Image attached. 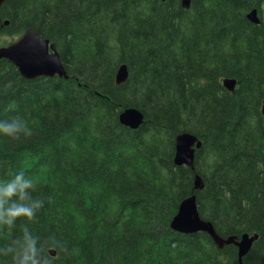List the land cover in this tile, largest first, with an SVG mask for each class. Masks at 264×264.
Wrapping results in <instances>:
<instances>
[{"label":"trees","instance_id":"1","mask_svg":"<svg viewBox=\"0 0 264 264\" xmlns=\"http://www.w3.org/2000/svg\"><path fill=\"white\" fill-rule=\"evenodd\" d=\"M254 9L258 26L247 20ZM30 28L55 46L68 79L26 80L0 60V119L19 116L32 129L0 137V179L16 171L34 179L45 205L30 226L68 249H45L54 264H264V0L0 8V48L10 45L2 37ZM123 64L129 80L117 86ZM224 79L237 82L235 92ZM130 108L144 114L138 130L119 122ZM182 133L202 142L193 170L174 163ZM193 194L221 237L259 236L242 263L232 245L171 229Z\"/></svg>","mask_w":264,"mask_h":264},{"label":"water","instance_id":"2","mask_svg":"<svg viewBox=\"0 0 264 264\" xmlns=\"http://www.w3.org/2000/svg\"><path fill=\"white\" fill-rule=\"evenodd\" d=\"M7 0H0V8ZM166 2L168 0H159ZM192 0H181L183 9L188 10L191 7ZM248 19L255 25L260 24L257 11L253 10L248 14ZM5 26L9 22H5ZM10 62L26 80H35L40 77L45 78H65L68 79L66 70L61 62L60 56L53 44L48 40L41 38L39 33L30 28L27 29L20 38L13 44L0 48V60ZM129 80V71L126 65H121L116 72L115 82L117 86L125 84ZM237 82L232 79H224V88L233 93ZM264 116V102L261 109ZM119 122L126 128L138 130L144 123V114L135 108L124 110ZM202 147V142L190 133H182L176 138L174 163L177 167H188L194 169L195 154ZM195 191L204 189V182L198 175L195 176ZM174 232L182 235H194L196 233H206L214 241L219 249L226 246H234L238 250V260L242 263L243 258L249 253L253 244L259 240V236L254 234H243L242 236H230L223 238L215 231L212 223L201 219L197 209V198L193 194L191 197L183 200L179 205L176 215L170 223ZM52 257L56 256L54 250H50Z\"/></svg>","mask_w":264,"mask_h":264},{"label":"clouds","instance_id":"3","mask_svg":"<svg viewBox=\"0 0 264 264\" xmlns=\"http://www.w3.org/2000/svg\"><path fill=\"white\" fill-rule=\"evenodd\" d=\"M31 135L29 124L19 116L0 119V137L17 140ZM37 187L23 171L0 179V264H54L45 251L48 246L62 254L68 251L63 241L45 239L30 226L45 205L34 195Z\"/></svg>","mask_w":264,"mask_h":264},{"label":"rangeland","instance_id":"4","mask_svg":"<svg viewBox=\"0 0 264 264\" xmlns=\"http://www.w3.org/2000/svg\"><path fill=\"white\" fill-rule=\"evenodd\" d=\"M1 39L2 41L5 40L9 44H12L17 40V38H13V37H2Z\"/></svg>","mask_w":264,"mask_h":264},{"label":"flooded vegetation","instance_id":"5","mask_svg":"<svg viewBox=\"0 0 264 264\" xmlns=\"http://www.w3.org/2000/svg\"><path fill=\"white\" fill-rule=\"evenodd\" d=\"M7 1H8V0H7ZM7 1H6V2H7ZM158 1H159V0H158ZM6 2H5V3H6ZM166 2H167V1H166ZM5 3H4V4H5ZM181 7H182V6H181ZM184 10H185V9H184ZM254 10H256V9H254ZM252 11H253V10H252ZM252 11H251V12H252ZM256 11H257V10H256ZM251 12H249V13H251ZM249 13H248V14H249ZM248 14H247V16H248ZM257 15H258V11H257ZM258 17H259V15H258ZM259 19H260V17H259ZM247 20L250 22V20L248 19V17H247ZM252 24H253V23H252ZM260 24H261V21H260ZM260 24H259V25H260ZM254 25H255V24H254ZM257 26H258V25H257ZM44 40H46V39H44ZM234 92H235V91H234ZM263 102H264V101H263ZM262 105H263V104H262ZM51 257H52V256H51ZM53 258H54V257H53Z\"/></svg>","mask_w":264,"mask_h":264}]
</instances>
